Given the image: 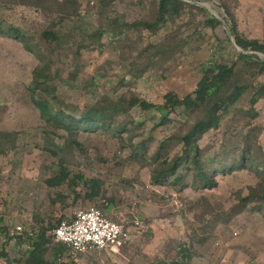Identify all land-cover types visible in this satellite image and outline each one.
<instances>
[{"label": "rangeland", "instance_id": "374dc122", "mask_svg": "<svg viewBox=\"0 0 264 264\" xmlns=\"http://www.w3.org/2000/svg\"><path fill=\"white\" fill-rule=\"evenodd\" d=\"M33 1L0 0V24L17 26L27 36L36 38L57 12L46 4L34 6ZM156 2L76 0L72 4L79 13L66 20L64 43L46 57L49 84L56 88L54 109L79 117L106 96H137L159 104L167 92L184 96L200 78L202 62L228 58L234 56V49L238 50L230 39L227 11L234 15L239 32L264 39V0L190 1L205 11L193 9L170 18L156 33L125 32L114 27L122 21L151 17ZM210 16L221 21L215 28L200 24ZM97 29L106 32L101 44L94 45L89 36ZM179 41H183V46L165 54V59H156L151 67L135 70L143 63L141 50L145 47ZM39 64V59L20 42L0 35V132H11L0 143V149L11 146L0 151V226L7 225L5 234L0 231V264H22L29 247L25 238L19 240L17 234L10 235L15 226L34 233L39 228L48 229L61 218H69L78 209L100 204H104L107 216L126 226L128 243L117 251H68L64 262L173 264L172 260L179 256L180 243H184L193 254L187 264H264V213L256 210L257 203L252 199L240 213L233 214L242 204V197L259 184L264 185L263 177L247 166L218 175V184L211 190L189 187L177 192L170 185H153L150 176L155 164L130 156L133 146L149 135L148 119L158 118L152 110L144 114L133 108L122 117L120 120L130 128L133 120L143 121L131 134L121 132L123 139L101 128L79 131L76 139L80 146L71 144L70 135L45 123L31 103L32 71ZM253 80L255 84L264 83V75ZM36 95L47 98L41 90ZM255 108L254 119L228 115L219 129L206 133L198 142L206 157L219 153L225 135L248 134L251 158L263 167L264 97ZM172 116L185 118L184 114ZM154 146L155 143L151 150ZM45 148L56 150L57 155ZM61 159L70 177L82 174L101 180L98 198H87L82 182L72 186L45 183L56 173Z\"/></svg>", "mask_w": 264, "mask_h": 264}, {"label": "trees", "instance_id": "16d2710c", "mask_svg": "<svg viewBox=\"0 0 264 264\" xmlns=\"http://www.w3.org/2000/svg\"><path fill=\"white\" fill-rule=\"evenodd\" d=\"M190 1L194 2L195 0ZM190 1L157 0L151 17L138 18L129 22L122 21L116 23L114 27L122 28L124 29L122 31L125 32L147 30L156 33L160 26L168 23L170 18H177L193 9L205 11L204 8ZM75 3L76 0H34V6L46 4L57 12L49 26L36 38L27 36L17 26H2L0 24V35L17 40L40 61V64L32 71L30 100L38 109L39 116L45 123L58 130H64L71 137L70 143L80 146L76 139L79 131L102 128L107 133L123 139L124 134L121 132L131 134L133 129H137L139 125L143 124V121L135 122L133 120L130 128L125 121L120 119L133 108H138L144 114L152 110L158 114V118L156 120L148 119L151 122L149 135L133 146L130 156L136 160L149 159L155 164L150 176L153 185H170L177 192H182L189 187L198 190H211L218 184V175H227L247 166L251 167L259 178H264V166H258L256 160L251 158L252 142L248 134L244 136L242 134L225 135L222 149L211 157H206L207 154L198 144L199 140L210 130H217L221 127L225 116L240 115L250 119L257 116L255 105L264 97V83L255 84L253 79L264 75V39L249 38L239 32L234 15L227 11L225 21L228 24L230 39L238 50H233L234 56L211 58L208 64L202 62L200 78L191 92L184 96L167 92L163 95L164 101L161 104L137 96H131L128 99L106 96L93 103L79 117H75L60 108H53L52 101H57L56 88L49 84V67L46 63V57L57 51L64 43L63 33L66 28V20L79 13L77 8L72 7V4ZM220 22L216 16H210L200 24L204 27L215 28ZM105 32L102 29L93 31L89 36L90 43L101 44ZM167 44L162 45L156 42L149 48L145 47L141 50L143 63L136 66L135 70L141 71L144 67H151L150 65H153L156 59H165L164 55L171 53L174 48H181L183 41ZM82 47L87 48V46ZM136 75H141V72ZM38 90L43 91L47 98H39L36 95ZM172 114L178 116L184 114L185 118L178 120ZM10 134L11 132H0V143L7 140L3 137L4 135ZM56 136L53 134V137ZM242 138L244 139L242 140ZM153 143L155 146L151 150ZM51 144L55 146L53 142ZM7 148L10 149L11 146L2 147L0 151L4 152ZM45 150L50 151L52 155H57V151L52 148H45ZM64 162L61 159L56 173L47 178L45 183L49 186H60L64 183L72 186L82 182L86 189V197L89 199L98 198L101 180L85 178L82 174L70 177ZM250 200L256 201V210L264 213L263 184H259L256 189L252 188L247 196L242 197V204L235 209L233 214L240 213ZM103 205L96 206L104 212ZM62 219L64 218L58 220L48 229L39 228L34 233L23 229L20 234H17L19 240L25 238V241L29 243L22 264H74L73 261L64 262L65 252L85 254L103 251L77 252L70 250L64 244L53 242L48 231ZM124 227L126 229L125 225ZM0 231L5 234L7 225H1ZM35 233L36 235H31ZM49 251L50 255L47 256ZM178 254L180 258L178 259L179 256L174 258L173 264H187L193 256L191 250L184 243H180Z\"/></svg>", "mask_w": 264, "mask_h": 264}, {"label": "built area", "instance_id": "2783aa9c", "mask_svg": "<svg viewBox=\"0 0 264 264\" xmlns=\"http://www.w3.org/2000/svg\"><path fill=\"white\" fill-rule=\"evenodd\" d=\"M22 231V226L17 225L10 235L20 234ZM48 233L51 234L53 242L64 244L77 252L117 251L129 240L124 224L107 216L96 205L74 211Z\"/></svg>", "mask_w": 264, "mask_h": 264}]
</instances>
